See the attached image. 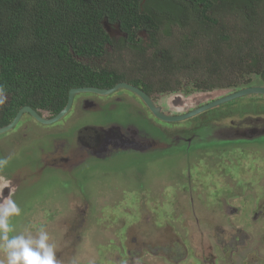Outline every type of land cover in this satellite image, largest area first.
<instances>
[{"label":"rangeland","instance_id":"374dc122","mask_svg":"<svg viewBox=\"0 0 264 264\" xmlns=\"http://www.w3.org/2000/svg\"><path fill=\"white\" fill-rule=\"evenodd\" d=\"M107 28L113 34L117 33L115 26ZM224 31L232 37L229 42L238 36L235 29L224 28ZM183 35L191 38L184 28L175 26L168 34L160 29L158 48L174 51ZM140 37L146 40L144 32L140 33ZM195 37L190 51L204 52V46L200 48L203 39L198 34ZM207 46L210 47L209 42L205 44V49ZM219 47L223 49V43ZM108 50L104 56L83 60V63L92 70H115L126 80L154 83L149 93L152 100L174 111L181 109L184 112L221 97L240 84L262 80L255 73H243V76L237 77L240 73L236 69L231 72L225 70L215 81L218 86L206 91L192 88L195 87L193 81L197 73L184 69L170 80L173 90L159 91L158 70L150 68L146 77L138 67L139 60L133 52ZM185 88L189 90L185 91ZM116 92L111 96L101 95L107 97H103L97 109L84 107L90 104L86 99L88 103L83 106L86 112L82 111L79 115L93 121L110 117L112 108L109 107L106 115L99 110L107 100L117 95L122 98L119 101L123 113H129L124 121H139L137 127L143 126V123L147 127L145 130H128L131 136L147 138V142H139L148 144L153 151L158 147L153 137H167L171 143L176 142L175 145L180 142L172 124L152 118L136 95L133 98L124 89ZM82 96L97 98L87 93ZM226 105L223 103L211 110L220 111ZM135 114L137 120H134ZM69 122L59 121L53 126H45L46 135L42 144L56 139L57 135L49 132L54 127H59L60 132H72L73 121ZM174 124L179 125L180 122ZM200 129L199 133L207 131L206 128ZM218 133L221 134L220 131ZM98 134L100 137V132ZM188 135L191 137L193 133ZM208 138L206 135L203 139ZM60 141L67 147L62 148L57 143L61 150L53 156L48 155V162L55 163L59 157L69 161L66 164L58 161V170L46 175L43 186L42 179H39L43 171L36 172V167L32 165L35 156L42 153L36 145L20 150V157L6 164L7 168L16 164L22 168L0 171V180H10L11 174L18 173V170L26 177L23 180L25 188H22L23 185L20 187L22 177H16L19 187L12 193L11 199L15 202L17 196L22 202L17 204L20 214L9 218L10 237L20 234L36 237L43 229L48 233V243L54 246L57 264H202L205 258L207 262L211 259L213 264H264V154L259 155L252 148H246L244 153L235 148L218 154L213 144L207 150L201 148L188 153L190 158L181 154L170 156L168 151H163V155L157 152L158 157H150L154 155L146 150L137 153V159L115 156L109 163L103 158L101 163L107 169L106 176L96 177L94 175L98 170L92 169L95 166L90 167L88 172L74 167L92 156L90 149H95L99 140L93 138L94 144L89 149L65 142V136ZM85 144L90 145L87 138L83 140ZM259 149L263 151L264 145H259ZM182 150L180 148L177 152L182 153ZM73 168L74 171L65 173ZM189 182L194 190L191 194L193 199L189 195ZM176 187L179 188L178 194H175ZM88 190L94 204L88 200ZM193 200L195 204L191 203ZM4 259L5 254L0 250V260Z\"/></svg>","mask_w":264,"mask_h":264},{"label":"trees","instance_id":"16d2710c","mask_svg":"<svg viewBox=\"0 0 264 264\" xmlns=\"http://www.w3.org/2000/svg\"><path fill=\"white\" fill-rule=\"evenodd\" d=\"M139 8L137 0H0V85L8 97L0 106L7 111L0 124L24 105L56 114L72 87L104 88L124 80L115 70H92L83 63L107 53L104 43L111 39L104 19L119 21L130 39L135 27L147 33L153 51L150 57L137 51L138 67L146 77L150 68L160 72V91L173 90L170 80L184 69L196 71L192 88L199 90L218 86L225 70L236 69L237 77L255 73L264 81V0H144ZM175 26L187 29L191 38L183 35L174 51L159 49V30L168 34ZM224 28L238 36L229 42ZM196 34L204 52L190 51ZM206 39L210 47L205 49ZM130 82L147 94L154 84Z\"/></svg>","mask_w":264,"mask_h":264},{"label":"flooded vegetation","instance_id":"af4514ba","mask_svg":"<svg viewBox=\"0 0 264 264\" xmlns=\"http://www.w3.org/2000/svg\"><path fill=\"white\" fill-rule=\"evenodd\" d=\"M143 1L144 0H140V1L137 0L138 6L140 7L139 9H141ZM102 25H103V28L106 31V33L109 35V38L111 39L110 43L109 42L104 43V45L106 46L105 48H106L107 53L109 52L108 49L125 50V51H129V52H133L134 55H136V57H138V60L140 61V57L138 56L137 51L139 53L144 51V53H146L148 55L150 54L151 51H153V47H151V45L153 44L152 40L148 37L147 33L143 29L135 27L134 36L131 37V39H130L129 34L125 30L121 29L119 21L110 22V21H107L104 19L102 21ZM112 26H115L116 32H117L116 34H113L107 28V27H112ZM141 32L145 33L146 40H143L140 37ZM150 56H151V54L148 57H150ZM130 81H131V79L126 80L124 78V80H119L117 82H127V83H130V84L137 86L138 88L142 89V87L140 85H135V84L131 83ZM255 86L256 87H264V81L261 80L260 82H254V83L253 82H250V83L245 82L244 84H240L239 86H236L235 89L228 91L224 95L239 91L241 89H245V88H249V87H255ZM104 88H109V87H104ZM121 89H119V90H121ZM124 90H126V89H124ZM162 91H167V90H162ZM206 91H208V90H206ZM117 92L115 91L113 93L116 94ZM86 93L91 94V95L93 94L95 97H97L96 98L97 101H95L96 99L94 100V99H91L90 97H83L82 94H86ZM130 94L133 98H135V97L137 98V96H135L132 92H130ZM107 96H111V95L108 94ZM107 96H101L100 94L93 93V92H91V93H89V92L77 93L73 97L72 105H71V108L69 109V111L64 116H62L59 120H57L51 124L41 123L38 120H36L33 116H31L30 113L24 112L21 115L18 122L13 127L8 129L7 131L0 133V159L8 158V163L15 162L17 160V158L20 157V150H24V149L28 150V148H33L36 145V147H38V149H39V152H42V153L35 156V160L33 159L32 165L36 167V172H38V170L43 171V175L41 176V178H39V179H42V181H43L42 186H43L46 175L51 173V172L54 173L56 170H58V168H57V166H59L58 161H64L65 164L69 161L68 159H65V157H59V159L55 160V163L48 162L49 161L48 155L53 156L61 150V148H58L57 143L62 145L63 146L62 148L67 147L66 144H64L63 142L60 141L62 137L65 136V142L69 141L71 143H74L73 146H80L81 148H84L85 146L83 145V140L85 138H87L89 141H93V138L98 137V135H99L98 132H100V137L104 135L102 133H105V135L111 137L110 138V142H111L113 140V138H120L119 135L126 137L127 134L125 135L122 133H125V131H128L129 129H135V130L141 129L142 130V128H143V130H145L147 128L144 126V123H143V126L139 125L137 127V123H139V121L138 122L136 121V123L124 121V117H128L127 115H129V113H127V114L123 113V111L120 107L122 105V103L119 101L122 98H120V96L117 97V95L112 97L113 99L111 98V100L110 99L107 100L106 104L102 103L103 107L99 110V112H101L103 115H106L108 110H109V107L112 108V114L110 117L105 116L100 121H93L91 119L87 120V119L83 118V116L79 115V113H82V111H84V113L86 112V109L84 107L91 108V109L99 108V104L101 103V100L103 99V97H107ZM86 99L88 100V102L90 104H88V105L85 104V103H88L87 101H85ZM130 99L131 98H128L127 100H130ZM210 101H212V100H210ZM207 102H209V101H207ZM206 103H201L200 105L191 107L190 109H187L184 112L190 111L191 109L198 107V106H201V105H204ZM223 103L228 104V105L232 104V103H235V104L231 107L230 106L226 107L227 106L226 105L224 107V109H222L220 111L211 110L215 107H218V105H222ZM223 103L218 104L216 106H213L211 108H208V109H206V110H204L198 114H195L189 118H186L184 120H179V121H161V120H159L161 122L172 124V126L174 127L173 130L176 132V135H179L178 139H181L180 142L178 141V143H181V144L177 143V145H175L176 142L171 143L170 139H168L167 137L166 138H159V137H153L154 136L153 135L152 137L156 140V144L158 145V147L154 151L148 149L154 155V156L150 155V157H158V156H156L157 152H159L163 155V151H165V152L168 151V153H169L168 155H170V156H179V154H181L184 157L190 158L188 153H190V152L193 153L197 149H201V148L203 150H204V148H206V150H207L212 144L216 147L215 153H218V154H223L227 151L234 150L235 148L241 150V152H243V153L246 151V148H252L251 150L256 151L257 153H259V155L264 154V150L263 151H260V149L257 150V147L259 145H260V147L262 145H264V94L263 93H254V92L246 93V94L240 95L238 97L232 98V99H230L226 102H223ZM84 105H86V106H84ZM159 106L161 107L162 111H164L168 114H170L172 111H174L169 106H164L161 104ZM118 108H120V109H118ZM184 108H186V107H184ZM234 108L239 109L242 112H240V113L238 112V114H236L237 111ZM32 109L37 114H39L41 116L46 115L47 118L55 115V114L52 115L50 113V111H48L47 109H41V108H32ZM80 110H81V112H80ZM146 110H147V112H149L147 107H146ZM176 111L180 112L183 110L177 109ZM176 111H174V112H176ZM16 112L14 113V115L16 114ZM6 113H7V111H0V122L3 121V119L6 116ZM149 114L152 118L158 120L157 118H155L151 114V112ZM175 114H177V113H175ZM14 115H12L11 117H9L7 115L8 119H7L6 123H1L0 128L7 125L13 119ZM135 117H136V119L134 118V120H137L136 114H135ZM226 117H228V118H226ZM129 118H132V117H129ZM69 120L73 121L72 126H74V130L72 132H68L67 130H65L64 132H60L58 130L59 127H54V129L50 130L49 132H54L57 135L56 139H51L46 144H44V145L42 144L43 143L42 138H44V136L46 135L45 126H53V124H56L59 121L60 122L63 121L64 123L65 122L68 123ZM149 121H152V120H149ZM178 122H180L179 125L174 124V123H178ZM90 123H95V124H90ZM153 123H155V122H153ZM66 127H67V125H66ZM154 128L157 129L156 124H154ZM200 128L201 129L206 128L207 131L206 132L200 131V133H199L198 130ZM218 131H220L221 134H219ZM116 132H118V135ZM188 133H193V135L191 137H190V135L187 136ZM48 135H51V134L48 133ZM61 135H64V136H61ZM206 135L209 136L208 140L203 139ZM106 139L107 138L104 137V141H106ZM91 146H93V145H91ZM243 146H245V147H243ZM96 147L97 148L93 149L94 152L92 151L93 153H92V156L90 158L86 159L83 162L78 163L74 168L86 169V171L88 172V170L91 169L90 167L95 166L92 169L94 171L98 170V172L95 175L94 174H92V175H94L96 177H98V176L99 177H101V176L105 177L106 173H107V172H105V170H107V169H106V167H102L101 162L103 161V158H105V160L107 162L112 163L113 158L115 156L130 157L131 159H133V157H135L137 159V153H139L137 151L127 150V148L123 149V146L121 148L118 144H114V143H110L107 145V149H108L107 152L105 151V149L101 150L98 146H96ZM86 148L89 149V147H86ZM180 148L183 149L182 153L177 152V150H179ZM218 154H217V156H218ZM207 155H210V154H207ZM42 159L44 161H42ZM19 167L20 166H17V164L11 165L9 168H7V166L4 165L3 167H0V168H3V169H0V171L4 172L5 168H7V170L10 171L13 169H17ZM20 168H22V167H20ZM74 168L66 170L65 173H67V172L70 173V172L74 171L75 170ZM115 168H117V167H115ZM21 174L22 173H19V170H18V173L15 171V172H13V174H11V176L14 178L22 177V179L19 181L20 187L23 185V180H26V177L22 176ZM113 186L116 187V185H113ZM188 186H189L190 191H191L189 195L191 196L192 191H194V190H193V187H192L190 182H189ZM25 187H26V185L22 186V188H25ZM117 187H118V185H117ZM181 188L183 189V187H181ZM177 189H179V188H177V187L175 188V194H178ZM182 189H180V190H182ZM83 190H85V189L83 188ZM89 191L90 190H88V192H87L88 200H89L90 204H94V198L89 195ZM191 198H192V196H191ZM15 202H16V204L20 205V203L22 201L20 199H18L16 196ZM191 203L195 204L194 200ZM197 203H199V202H197ZM203 262L204 263H202V264H213L211 259L209 262H207V258H205Z\"/></svg>","mask_w":264,"mask_h":264},{"label":"water","instance_id":"95a60500","mask_svg":"<svg viewBox=\"0 0 264 264\" xmlns=\"http://www.w3.org/2000/svg\"><path fill=\"white\" fill-rule=\"evenodd\" d=\"M126 89L130 92H132L134 95H136L141 101L142 103L147 107V109L149 110V112H151V114L157 118L158 120L161 121H179V120H184L186 118H189L195 114H198L208 108H211L213 106H216L218 104H221L223 102H226L232 98L238 97L240 95L246 94V93H263L264 94V87H249V88H245V89H241L239 91L227 94V95H223L221 97H217V98H213L212 101L207 102L204 105L195 107L193 109H191L190 111L187 112H182V111H172L170 114L162 111L161 107L157 104H155L151 97L142 89L138 88L137 86H134L130 83L127 82H117L115 83L113 86L109 87V88H98V87H72L68 90L67 93V100L65 105L52 117H45V116H41L39 114H37L31 107L24 105L22 107H20L16 114L14 115L13 119L5 126L0 128V133L7 131L8 129H10L11 127H13L18 120L20 119L21 115L24 112H28L31 114V116H33L36 120H38L41 123H45V124H51L54 123L55 121L59 120L62 116H64L69 109L71 108L72 105V101H73V97L75 94L77 93H81V92H93V93H97L100 95H108L111 94L113 92H115L118 89ZM177 113V114H175ZM118 135V132H116ZM122 133V132H121ZM101 137H95L97 138V141L99 140L98 144L96 146H98L101 150L105 149V151L107 152V145L110 143H114V144H118L121 148L123 146V149L127 150H133V151H137L139 153H144V151L148 150L150 148V146L146 143L139 142V141H145L147 142V138L144 137H138L137 135L131 136V134H129L128 131H125V133L122 134H127V136H122L119 135L120 138H113V140L110 142V138L109 136L105 135V133ZM104 137L107 138L106 141H104ZM89 144H85V147H90L91 145L94 144L93 141H89ZM109 142V143H108ZM100 143V144H99ZM97 148V147H95ZM94 149V148H93ZM93 149H90L91 151H93ZM94 152V151H93ZM14 179V181H13ZM19 187V182L17 180V178L11 177L10 180H0V200L4 199V198H11L12 193L16 192L18 190ZM16 194V193H15Z\"/></svg>","mask_w":264,"mask_h":264},{"label":"clouds","instance_id":"9594fccd","mask_svg":"<svg viewBox=\"0 0 264 264\" xmlns=\"http://www.w3.org/2000/svg\"><path fill=\"white\" fill-rule=\"evenodd\" d=\"M5 87L0 85V106L7 101ZM8 163V158L0 159V167ZM20 214V208L11 198L0 200V250L5 259L0 264H57L54 246L49 244V236L43 229L36 237L23 234L9 236L12 231L9 218Z\"/></svg>","mask_w":264,"mask_h":264}]
</instances>
